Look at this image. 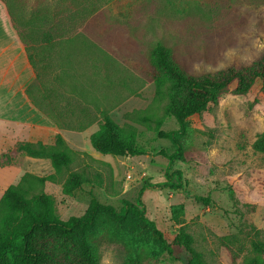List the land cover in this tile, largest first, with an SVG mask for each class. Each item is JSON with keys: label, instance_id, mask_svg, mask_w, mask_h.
Segmentation results:
<instances>
[{"label": "rangeland", "instance_id": "rangeland-1", "mask_svg": "<svg viewBox=\"0 0 264 264\" xmlns=\"http://www.w3.org/2000/svg\"><path fill=\"white\" fill-rule=\"evenodd\" d=\"M5 1L38 71L31 97L80 154L56 172L50 158L19 148L29 128L0 121V198L26 172L56 174L32 192L49 194L55 214L68 219L84 214L92 196L119 209L137 201L146 185L140 196L145 214L173 243L174 254L133 218L102 219L90 235L99 264H187L191 254L176 241L180 224L172 210L178 204L195 247L210 264H264V251L253 248L255 240L264 244V151L254 147L264 132L259 84L245 92L222 90L211 109L187 118L184 157L171 164V170L181 169L183 186L174 189L159 184L167 178L168 159L157 151L174 147L157 136L156 126L157 120L166 130L179 124L166 110L168 99H158L154 81L139 69L157 44L171 47L197 77L218 75L232 64L264 69V0ZM103 113L133 125L148 153L94 149L89 137ZM72 171L82 174V184L67 193ZM73 259L70 251L57 263Z\"/></svg>", "mask_w": 264, "mask_h": 264}, {"label": "trees", "instance_id": "trees-1", "mask_svg": "<svg viewBox=\"0 0 264 264\" xmlns=\"http://www.w3.org/2000/svg\"><path fill=\"white\" fill-rule=\"evenodd\" d=\"M139 69L154 81L158 99H168L166 110L179 124L178 128L166 130L159 128L161 120H157V136L171 141L174 147L172 152L164 148L157 151L168 159L167 178L159 183L163 187L177 189L183 186L181 169L171 170V164L184 157L181 137L186 131L189 116L211 109L218 92L222 90L245 92L259 84L264 94V69L242 68L232 64L218 75L203 74L197 77L174 56L172 48L164 44L154 46L148 62L139 66ZM142 120L148 121L149 117L143 115ZM55 137L54 144H46L41 140L24 141L19 144V148L32 157L50 158L56 172H60L69 167L80 152L72 149L61 134ZM135 137L133 125H121L110 114L103 113L99 128L89 138L93 148L105 154L148 153ZM254 147L264 151V132L258 134ZM55 176H37L26 172L19 182L9 185L3 192L0 198V264H58L57 260L69 257L70 251L74 256L70 264H99L90 235L102 219L124 223L133 218L151 230L161 247L169 254H174L173 243L166 239L156 222L145 214V205L140 196L146 185L141 188L137 201H125L119 209L92 196L84 214L61 219L54 212L53 199L49 194L32 192L35 185L54 180ZM81 184L82 174L72 171L64 183V190L71 193ZM204 199L208 200L207 197ZM183 210V204H178L172 212L174 220L180 224L176 241L191 254L187 264H210L204 253L195 247L194 237L182 216ZM54 240H59L60 246L51 249L48 244ZM253 244L257 251H264V244L260 240H255Z\"/></svg>", "mask_w": 264, "mask_h": 264}, {"label": "crops", "instance_id": "crops-1", "mask_svg": "<svg viewBox=\"0 0 264 264\" xmlns=\"http://www.w3.org/2000/svg\"><path fill=\"white\" fill-rule=\"evenodd\" d=\"M29 44L22 37L5 0H0V121L29 128L27 140L54 143L59 128L28 92L38 77Z\"/></svg>", "mask_w": 264, "mask_h": 264}]
</instances>
